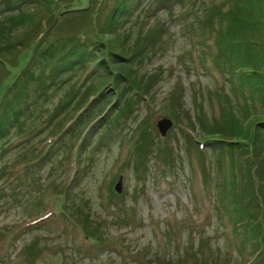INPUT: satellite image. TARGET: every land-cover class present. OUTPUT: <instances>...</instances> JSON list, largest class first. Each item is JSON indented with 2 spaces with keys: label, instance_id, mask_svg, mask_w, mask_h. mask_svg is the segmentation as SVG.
I'll list each match as a JSON object with an SVG mask.
<instances>
[{
  "label": "rangeland",
  "instance_id": "1",
  "mask_svg": "<svg viewBox=\"0 0 264 264\" xmlns=\"http://www.w3.org/2000/svg\"><path fill=\"white\" fill-rule=\"evenodd\" d=\"M155 1L140 2L121 32L128 45L138 41L145 47L143 58L132 63L135 69L156 74L134 118L120 128L108 126V132L104 124L83 129L73 142L65 134L76 125L77 107L66 103L83 96L92 80L84 82L85 74L79 73L52 88L28 119L43 121L31 146L50 147L57 151L54 158L37 167L14 162L27 144L0 159V264H264V132L255 143L246 140L233 149L231 166L229 147L204 135L223 121L225 111L241 122L262 115L259 101L233 91L228 73L212 60L226 30L220 10L249 11V23L245 15L238 17L245 45L240 49H248L249 40L264 44V0L255 6L251 0H189L183 7ZM69 3L61 10L63 4L49 1L39 7L42 16L35 12L38 5L20 16L32 10L34 26L46 18L49 27L55 26L51 35H66L93 24L85 9L89 3L101 7L99 0ZM77 7L85 9L81 15L72 13ZM105 14L97 25L105 22ZM5 17L1 14L0 22ZM155 28L161 41L152 43L147 34ZM43 32L40 27L32 37L39 40ZM245 102L249 113L243 112ZM58 104L66 105L58 112ZM163 118L173 121L164 137L156 125ZM141 120L151 138L144 164L136 165L132 144L139 139ZM61 145L72 148L69 156ZM252 212L257 215L251 219ZM237 220L252 226H236ZM86 231L95 235L87 237ZM256 238L263 249L256 247Z\"/></svg>",
  "mask_w": 264,
  "mask_h": 264
},
{
  "label": "trees",
  "instance_id": "2",
  "mask_svg": "<svg viewBox=\"0 0 264 264\" xmlns=\"http://www.w3.org/2000/svg\"><path fill=\"white\" fill-rule=\"evenodd\" d=\"M49 1L63 4L61 10L70 5L69 0H0V15L6 14L0 22V159L10 151L24 149L29 144V149L24 150L22 154L15 155L14 162L16 160L19 163L26 162L33 164L34 167H37L41 160L51 161L57 154V151H51L50 147L42 151L31 146V139L43 129L36 127L40 126L43 121L37 124L28 122L32 113L37 112L40 105L50 98L48 96L52 88L59 89L73 77L78 78L79 73L85 74L84 82L86 79H92L83 96H76L66 103L73 102V107H77L73 112H81L73 121L76 125L65 134L70 133L74 142L76 137L81 136L83 129L86 131L89 127L98 125L101 127L104 124L102 126L108 132L109 127L120 128L124 122L134 118L136 107L149 96L156 79L155 73L142 72L132 65L135 59L138 61L143 58L145 47L137 44L138 41L134 46L128 45L127 35L121 34L129 25L126 23L133 17L132 12L144 0H112L111 4L99 0L100 9L95 8L97 3L91 7L89 3L85 9L93 18V24L85 27L84 31L80 28L66 35L65 33L57 34L58 31L51 35L52 27L55 28V26L49 27L46 18H40V22L36 23L38 26H34L35 19L30 16L33 13L32 10L26 12V17L20 16L22 10L27 11V8L37 5L35 12L42 16V10L39 7L40 5L46 6ZM176 1L180 3V7H183L189 0H156L155 2H159V5L172 6ZM251 1L252 6L258 4L256 0ZM28 4L30 5L24 8V5ZM85 9L81 8L76 11L74 8L72 13L81 15L80 13ZM105 11H107L105 22L97 25L98 18H101L99 15ZM240 11L242 8L235 12L230 9L218 12V17L226 27L225 34L220 40V50H223L220 53L224 55L228 53V56H231V58L227 56L223 59L224 65H218V67L222 72L228 73V80L233 91L244 96L246 100L247 94L248 98L259 101L262 115L247 116L244 122L243 120L241 122L235 113L232 115L225 111L222 114L223 121L211 127L212 130L209 131L204 122L201 124L206 128L204 135L207 141L221 142L229 147L230 165H232L233 149L236 146L246 140H253L255 143L260 134L264 132V44L249 40L247 41L248 49L246 47L240 49L244 45L241 21L250 22L248 10V14L240 13L246 16L240 21L238 18L240 15L237 14ZM56 13L54 10L52 15ZM25 24L29 27L25 28L26 32L22 35L20 34L21 28ZM40 27L44 30L43 39L41 37L36 40L35 31L40 30ZM157 32L159 28L147 34V36H153L152 43L161 41ZM32 34H35V37H32ZM90 66L91 69H89ZM58 105L59 112L65 105ZM242 109L244 113L250 111L246 102ZM136 132L139 139L132 144V150L135 154V164L139 165L145 162L142 160L145 158L146 148L150 146L147 141L151 137L146 136L148 131L143 120L137 124ZM54 140L58 142V138ZM84 141L85 136L79 148L83 146ZM73 142H70L71 147ZM71 147L65 148L61 145V149L67 152L68 156ZM65 155L62 154L61 157L65 159ZM250 163L251 161L246 162L248 166ZM256 215L255 212L249 214L251 219ZM242 225L247 230L252 226L248 221L242 222ZM81 227L84 230L83 224ZM86 235L87 237L94 236L95 233L90 234L86 231ZM259 245L258 240L256 242L258 249L261 248Z\"/></svg>",
  "mask_w": 264,
  "mask_h": 264
},
{
  "label": "water",
  "instance_id": "3",
  "mask_svg": "<svg viewBox=\"0 0 264 264\" xmlns=\"http://www.w3.org/2000/svg\"><path fill=\"white\" fill-rule=\"evenodd\" d=\"M171 122L172 121L168 118H163V119L157 121L156 125H157V128H158L161 136L166 135L167 130L172 126ZM115 187H116V190H118V191L120 190V189H118L117 186H115Z\"/></svg>",
  "mask_w": 264,
  "mask_h": 264
}]
</instances>
